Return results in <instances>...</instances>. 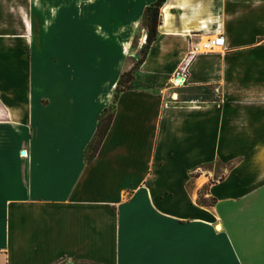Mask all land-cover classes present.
I'll return each instance as SVG.
<instances>
[{
    "label": "crops",
    "instance_id": "0c3cea01",
    "mask_svg": "<svg viewBox=\"0 0 264 264\" xmlns=\"http://www.w3.org/2000/svg\"><path fill=\"white\" fill-rule=\"evenodd\" d=\"M155 1L0 0V264H264V0Z\"/></svg>",
    "mask_w": 264,
    "mask_h": 264
},
{
    "label": "trees",
    "instance_id": "16d2710c",
    "mask_svg": "<svg viewBox=\"0 0 264 264\" xmlns=\"http://www.w3.org/2000/svg\"><path fill=\"white\" fill-rule=\"evenodd\" d=\"M164 0H156L155 2L151 3L150 5H148L145 9L144 12V16H143V25L146 27L147 33H146V43H150L155 34H156V27L159 21V7L161 5V3ZM142 59V58H141ZM140 59V60H141ZM129 74V71H123L116 83L115 89H114V94H113V100L112 103L115 101V98L117 97V94L123 90L122 89H118V85L120 84L122 77L124 75ZM128 88V87H127ZM106 110V107L103 108V110L101 111L100 115L98 116V122H97V127H96V131H95V135L92 138V140L89 142V144L87 145L86 149H85V159L89 160L92 158V156L95 154L96 150L98 149V146L104 136V134L106 133L112 114L109 117L108 121L106 123H104V115L103 112ZM204 192H200L199 194V200L202 204L204 205H208L211 204L213 201V198H205L203 196Z\"/></svg>",
    "mask_w": 264,
    "mask_h": 264
},
{
    "label": "rangeland",
    "instance_id": "374dc122",
    "mask_svg": "<svg viewBox=\"0 0 264 264\" xmlns=\"http://www.w3.org/2000/svg\"><path fill=\"white\" fill-rule=\"evenodd\" d=\"M92 1V0H90ZM5 2V6L6 7H10L11 11L13 9L14 13H16V11L18 9H21L22 11H24V7L30 6L33 3H35L36 5H44L45 0H4ZM48 4H51L50 2ZM5 17L7 18L8 15H5ZM12 17L16 19L15 15H12ZM135 49V48H134ZM134 49L132 51V57H128V59L132 62L130 68H126V70L124 71H129V74L124 75L122 77V80L120 82V84L118 85V89H122V88H127V87H132L135 84L134 81V76L137 74L138 71V63L140 62V59L142 57H134ZM142 54V51H140V55ZM127 65V64H126ZM199 90H195V91H190V95H199ZM114 94V93H113ZM113 100V98H112ZM111 102L108 104V106H106V110L103 112L104 115V123H106L109 119V117L111 116L112 112H113V103ZM4 95L3 93L0 91V125H3L2 122L7 121L9 119V115L10 112L9 110L4 106ZM6 104V103H5ZM3 107H5V110L3 109ZM220 176V172L214 175V180L219 178ZM203 192V191H202ZM8 238V236H7ZM8 242L11 244L12 243V239L8 238Z\"/></svg>",
    "mask_w": 264,
    "mask_h": 264
},
{
    "label": "built area",
    "instance_id": "2783aa9c",
    "mask_svg": "<svg viewBox=\"0 0 264 264\" xmlns=\"http://www.w3.org/2000/svg\"><path fill=\"white\" fill-rule=\"evenodd\" d=\"M224 43V38L222 35H218L217 37H207L204 41L201 42L200 45L195 44L192 45L191 47V54H194L198 51H208L214 48L216 45H223ZM183 76V75H182ZM175 80H180V83H177V85L181 84L184 82V77L181 78V75H177L175 77Z\"/></svg>",
    "mask_w": 264,
    "mask_h": 264
},
{
    "label": "bare ground",
    "instance_id": "6f19581e",
    "mask_svg": "<svg viewBox=\"0 0 264 264\" xmlns=\"http://www.w3.org/2000/svg\"><path fill=\"white\" fill-rule=\"evenodd\" d=\"M175 80V79H174ZM181 81L180 80H175V84H177V83H180ZM217 228H219V226H216Z\"/></svg>",
    "mask_w": 264,
    "mask_h": 264
},
{
    "label": "water",
    "instance_id": "95a60500",
    "mask_svg": "<svg viewBox=\"0 0 264 264\" xmlns=\"http://www.w3.org/2000/svg\"><path fill=\"white\" fill-rule=\"evenodd\" d=\"M23 152V151H22Z\"/></svg>",
    "mask_w": 264,
    "mask_h": 264
}]
</instances>
